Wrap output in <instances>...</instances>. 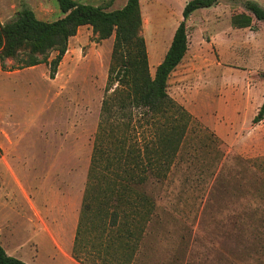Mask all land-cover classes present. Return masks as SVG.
Segmentation results:
<instances>
[{
  "label": "rangeland",
  "instance_id": "rangeland-1",
  "mask_svg": "<svg viewBox=\"0 0 264 264\" xmlns=\"http://www.w3.org/2000/svg\"><path fill=\"white\" fill-rule=\"evenodd\" d=\"M77 1L108 10L127 2ZM245 1L219 0L187 20L188 51L168 82L170 114L186 123V135L174 162L158 172L152 220L138 221L139 262L143 252L155 263L178 247L195 254L239 247L252 255L241 264H264V119L253 122L264 102V21L232 25ZM187 2L141 0L152 74ZM23 4L42 20L64 15L57 0H0V24L17 18ZM97 37L81 26L54 74L48 62L29 68L18 58L0 60V242L28 264H69L33 219H60L58 243L71 247L94 157L98 174L118 156L137 167L139 151L155 139L146 110L117 98L121 86L109 84L115 37ZM213 260L203 259L222 264Z\"/></svg>",
  "mask_w": 264,
  "mask_h": 264
},
{
  "label": "trees",
  "instance_id": "trees-1",
  "mask_svg": "<svg viewBox=\"0 0 264 264\" xmlns=\"http://www.w3.org/2000/svg\"><path fill=\"white\" fill-rule=\"evenodd\" d=\"M57 1L64 15L56 20H42L28 4H23L17 18L0 24V60L18 58L29 68L48 62L54 74L68 50L70 38L81 26L90 25L99 40L115 37L109 84L121 86L122 89L114 90L117 98L125 95L132 106L146 110L144 114L149 117L150 124H157L151 147H147L145 153L138 149L137 167L132 162L130 165L129 159L118 156L98 174L94 157L95 166L88 176L83 210L79 216L74 256L85 264H206L203 259L241 264L240 261L249 260L252 255L247 251L242 253L239 247L196 254L188 247H178L169 255L157 256L155 263L150 252H143L140 262L138 259L142 248L136 241V232L140 228L138 221L152 220L158 208L155 194L158 172H163L174 162L180 142L186 135V123L178 122L170 114L174 103L169 96L168 82L188 51L187 20L198 8L214 6L219 0H188L183 19L154 74L150 71L148 50L141 34V0H127L123 7L113 10L77 0ZM244 9L232 16L234 27H253L254 20L264 21V7L257 1L246 0ZM54 51L56 55L49 59ZM109 108L108 100H105L104 111ZM263 119L264 102L253 122ZM134 151L135 154L138 152L135 148ZM143 157H146L145 161ZM261 222L264 227V217ZM150 250L156 253L154 247ZM0 264L28 263L8 254L0 242Z\"/></svg>",
  "mask_w": 264,
  "mask_h": 264
},
{
  "label": "crops",
  "instance_id": "crops-1",
  "mask_svg": "<svg viewBox=\"0 0 264 264\" xmlns=\"http://www.w3.org/2000/svg\"><path fill=\"white\" fill-rule=\"evenodd\" d=\"M38 214V213H37ZM39 217V221H37V219H33L34 224H36L37 227V231L40 232H46L49 235H51L54 239V242L57 244L55 246L59 247V249L61 250L62 254L65 256L66 260L69 262V264H85L84 262H82L81 260L77 259L74 254H73V249H74V241H75V237H76V231H77V226H78V222H79V216L76 218L75 220V224L73 227V236L71 235V247H68L67 249L64 248V245H61L58 243L61 239L62 236L59 235L58 233H61L60 231L63 228V223L60 222V219L57 218H51V217H45L43 218L42 216H40V214H38ZM48 220V221H46ZM37 221V222H35ZM39 226V227H38Z\"/></svg>",
  "mask_w": 264,
  "mask_h": 264
}]
</instances>
